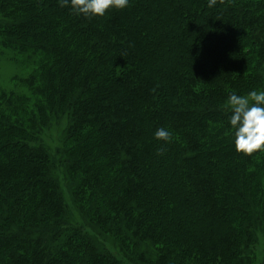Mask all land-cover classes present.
Returning a JSON list of instances; mask_svg holds the SVG:
<instances>
[{
	"label": "trees",
	"instance_id": "16d2710c",
	"mask_svg": "<svg viewBox=\"0 0 264 264\" xmlns=\"http://www.w3.org/2000/svg\"><path fill=\"white\" fill-rule=\"evenodd\" d=\"M0 54V264H253L264 152L227 98L264 89V0H0Z\"/></svg>",
	"mask_w": 264,
	"mask_h": 264
},
{
	"label": "clouds",
	"instance_id": "9594fccd",
	"mask_svg": "<svg viewBox=\"0 0 264 264\" xmlns=\"http://www.w3.org/2000/svg\"><path fill=\"white\" fill-rule=\"evenodd\" d=\"M58 3L62 7L70 5L76 14L91 18L103 16L110 7L124 9L129 6L130 0H58ZM216 3L217 0H208V7ZM227 103L231 111L228 123L236 151L245 155L264 152V89H252L247 94L230 92ZM154 135L166 143L173 137L171 130L165 127L158 128Z\"/></svg>",
	"mask_w": 264,
	"mask_h": 264
},
{
	"label": "rangeland",
	"instance_id": "374dc122",
	"mask_svg": "<svg viewBox=\"0 0 264 264\" xmlns=\"http://www.w3.org/2000/svg\"><path fill=\"white\" fill-rule=\"evenodd\" d=\"M19 69V66L13 63L11 60L7 58V56H3L0 54V86H2L5 89L12 88L13 84L17 82V79H15V75L22 74ZM62 126L59 124H53L50 128H46L42 131L41 138L43 140V143L49 148V150H52L58 143V139L61 132ZM68 203L72 207V203L69 198L66 197ZM74 211H76L74 209ZM259 240L256 246V259L254 260L253 264H263L262 263V256L264 255V239L262 236H258Z\"/></svg>",
	"mask_w": 264,
	"mask_h": 264
}]
</instances>
